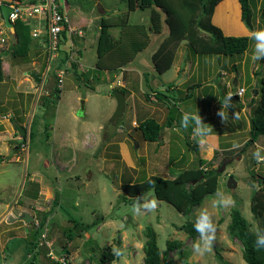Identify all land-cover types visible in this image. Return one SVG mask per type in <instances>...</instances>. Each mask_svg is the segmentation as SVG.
<instances>
[{
  "label": "rangeland",
  "instance_id": "374dc122",
  "mask_svg": "<svg viewBox=\"0 0 264 264\" xmlns=\"http://www.w3.org/2000/svg\"><path fill=\"white\" fill-rule=\"evenodd\" d=\"M237 1L225 0L213 14L225 36L246 33ZM60 3L75 32L67 33L63 50H70L73 59L57 97L51 94L61 54L52 64L46 87L39 91L37 77L46 70L44 49L32 50L28 57H14L12 52L2 57L0 264H100L104 254L107 264H143L147 227L155 230L167 264H223L219 257L230 264H247L241 243L229 237L227 226L234 208L241 210L253 231L262 226L251 212L252 194L259 189L252 177L264 179V163H257L253 156L257 148L264 149V136L249 142L250 119L259 102V77L264 73V60L251 59L254 40L244 54L234 56L196 55L184 41L171 69L158 75L152 56L169 35L166 15L160 9L131 11L125 0ZM250 3L256 30L264 29V0ZM102 16L121 17L131 26L144 28V48L120 74L99 71V82L91 77L79 82L70 63L77 62L82 74L93 70ZM248 32L246 36L251 37ZM111 34L117 39L121 29H111ZM197 84L202 87H193ZM119 88L126 91V108L121 118L112 121L117 108L113 92ZM237 88H245L246 93L241 99L233 96L224 124L216 113L226 95H234ZM166 94L177 101L171 110L158 102ZM47 95L51 98L44 105ZM169 111L173 127L164 129L159 143L145 141L138 123L155 118L165 125ZM186 111H199L203 122L213 128L205 145L197 143L191 127L180 126ZM20 126L26 130L25 141ZM15 136L19 139L12 141ZM233 142L239 147L233 148ZM195 146L197 152L192 150ZM200 160L212 161L211 166L219 168L221 175L217 192L189 216L157 200L153 190L146 194L157 201L154 211L136 214L123 202V184L155 175L172 179L182 170L198 167ZM230 178L236 181L235 187H228ZM221 195L230 196L234 206L213 208V200ZM204 207L213 213L217 234L211 252L200 255L193 248L198 236L193 237L184 227L194 225ZM24 213L33 218L32 225L19 219ZM45 215L46 224L41 226ZM75 223L80 237L68 240ZM168 242L180 246L165 255Z\"/></svg>",
  "mask_w": 264,
  "mask_h": 264
},
{
  "label": "trees",
  "instance_id": "16d2710c",
  "mask_svg": "<svg viewBox=\"0 0 264 264\" xmlns=\"http://www.w3.org/2000/svg\"><path fill=\"white\" fill-rule=\"evenodd\" d=\"M222 1L225 0H125L131 11L155 8L160 9L166 15L165 22L169 28V35L152 56L153 67L158 75H162L171 69L177 50L184 41L196 55L234 56L242 55L249 49L252 41L250 37L237 35L225 36L223 31L213 24L212 17L214 10ZM238 2L241 6V21L252 33V31L256 30V26L250 0H238ZM262 17L264 19V11ZM154 21V17H152V25L155 24ZM99 23L100 34L97 44V61L93 70L86 71L82 74L78 72L77 62L72 61L70 63L72 70L75 72L76 79L79 82L83 78L88 79L89 77L99 82L101 79L98 74L99 71H108L116 75L120 74L122 72L121 70L132 62L133 56L141 52L144 48L143 43H145L144 39L147 35L144 28L135 25L131 26L127 19L121 17L102 16ZM151 27L150 30H154L153 26ZM14 28L16 38L10 52H12L14 57H28L33 41L36 40L31 35L32 26L23 21H16ZM111 29H121V34L117 39L112 38ZM203 32L208 37L203 36ZM67 33L70 32L66 27L60 35L59 54L62 55V58L55 65V71L62 69L71 61L70 50H63L68 40ZM38 43L44 48V44L40 43V41ZM2 57L0 55V83L4 81ZM66 71L68 72L69 69L67 68ZM39 77H37L38 82L40 81ZM258 85L259 102L254 111V116L250 119L252 140L249 142L254 141L259 136H264V73L260 75ZM173 87L174 85L169 84V88L172 89ZM193 87L199 88L202 86L197 84ZM52 88L53 92L51 95H56L57 97L60 94L59 88L56 86H52ZM117 90L126 94L124 88L114 89V92ZM146 97L149 100L150 95L148 94ZM234 97L235 99H240L238 96ZM49 98L51 96L47 95L44 97V105ZM158 102H164L170 110L174 103H177L176 98H171L167 94L158 100ZM171 115L173 113L169 111V119L165 125L159 123L155 118L142 120L138 123L137 130L142 133L145 141L159 143L164 129L173 127L174 117ZM18 129H20L23 141H25V128L20 126ZM15 139H19L18 136H15L12 141ZM248 143H246V147ZM215 156L216 154L213 158ZM0 160H2L1 155ZM211 162L206 163L205 160H200L198 167L182 170L176 176L174 175L172 179L155 175L145 178L138 183L123 184L121 186V190L124 193L122 200L125 204L132 205L137 197L146 194L149 190H153L157 200L165 201L183 216H189L194 208L200 206L207 197L217 192L221 171L219 168L211 166ZM205 165L211 167L208 168ZM149 178L155 181L154 189L148 183ZM252 178L254 183L259 186V189L252 194L251 212L255 219L262 222V226L259 229L264 230V179L255 178V176ZM230 217L231 220L227 226V232L231 239L238 240L241 243L244 261L247 264H264V249L257 250L254 246L256 240L255 231L250 228L241 210L239 208L232 209ZM46 220L47 216L45 215L41 226H45ZM33 226L35 225L33 224ZM78 228L79 224L75 223L72 228L73 230H70L67 234L68 240L80 237V234L77 233ZM184 228L193 237L199 235L192 224H186ZM82 231L85 233L88 230ZM146 238L143 264H167L166 258H162L161 256L162 252L158 246L157 234L152 227H147ZM175 246L180 245L178 243L168 242V250L165 252V255L174 249ZM219 258L223 264H230L222 257ZM105 260L106 255L104 254L99 260L100 264H107ZM66 264L70 263L67 262Z\"/></svg>",
  "mask_w": 264,
  "mask_h": 264
},
{
  "label": "clouds",
  "instance_id": "9594fccd",
  "mask_svg": "<svg viewBox=\"0 0 264 264\" xmlns=\"http://www.w3.org/2000/svg\"><path fill=\"white\" fill-rule=\"evenodd\" d=\"M250 38L255 42L251 59L253 61L264 60V29L252 31ZM232 98V93H228L221 101V108L216 113L224 124H227L229 119L228 110L232 108ZM233 117L238 119V113L234 112ZM180 126L185 130L191 127L192 135L197 139V143L200 146L206 144L207 138L213 132V128L209 124L203 122V118L199 114V111L184 112L180 121ZM232 146L233 148L239 147L236 142H233ZM262 151H264V149L257 148L253 153L254 159L257 163H264V155L261 154ZM148 183L151 188L154 189L155 181L149 178ZM234 204L235 201L230 196L224 197L221 195L218 199L213 200L212 207L227 208L229 206H234ZM156 207L157 201L154 198L150 199L148 194H142L137 197L131 205L132 211L136 214L154 211ZM194 229L199 234L197 241L193 245L194 251L200 255L211 252L213 243L216 240L217 226L213 219V213L208 208L204 207L199 210L195 219ZM255 236L256 240L254 246L257 250L264 249V230L257 228ZM117 254L119 253L117 252Z\"/></svg>",
  "mask_w": 264,
  "mask_h": 264
},
{
  "label": "built area",
  "instance_id": "2783aa9c",
  "mask_svg": "<svg viewBox=\"0 0 264 264\" xmlns=\"http://www.w3.org/2000/svg\"><path fill=\"white\" fill-rule=\"evenodd\" d=\"M5 4L11 8L10 20L13 24L16 21H23L32 26L31 35L44 44L46 70L38 82V90H42L47 85V75L53 69L52 64L58 59L60 35L67 27L69 32H74L69 26L67 15L65 14L60 0H40L35 2L22 3L11 0L9 3L0 1V8ZM8 32L10 35H8ZM15 41L10 30L5 26L0 12V55L10 52ZM69 69V62L56 72V87L61 88L64 78ZM246 93L245 88H237L233 96L242 98Z\"/></svg>",
  "mask_w": 264,
  "mask_h": 264
},
{
  "label": "water",
  "instance_id": "95a60500",
  "mask_svg": "<svg viewBox=\"0 0 264 264\" xmlns=\"http://www.w3.org/2000/svg\"><path fill=\"white\" fill-rule=\"evenodd\" d=\"M11 11H12L11 8L5 4H3L0 8L1 18L4 20L5 26L10 30V32L12 33L14 38H16L14 24L11 22L10 17H9ZM114 97L117 100V108H116V111L112 117V121H115L116 119L121 118L124 115L125 108H126V96L123 92H120L118 90L115 91ZM84 110H85V107L83 104L80 112L82 113V112H84ZM197 149H198V146H195L192 148V150L194 152H197ZM235 185H236V181L233 178H230V180L228 182V187L232 188V187H235ZM19 219L23 220L26 223H29L30 225H32L33 218L30 217L26 213L22 214V216Z\"/></svg>",
  "mask_w": 264,
  "mask_h": 264
},
{
  "label": "crops",
  "instance_id": "0c3cea01",
  "mask_svg": "<svg viewBox=\"0 0 264 264\" xmlns=\"http://www.w3.org/2000/svg\"><path fill=\"white\" fill-rule=\"evenodd\" d=\"M222 2H224V1H222ZM221 2V3H222ZM220 3V4H221ZM219 4V5H220ZM238 4H239V2H238ZM219 5L216 7V10H215V12H214V16H215V14H216V12H217V9H218V7H219ZM239 10H240V12H239V19H240V21H241V6H240V4H239ZM214 16H213V18H212V22H213V24L214 25H216V26H218L215 22H214ZM241 23H242V21H241ZM242 25L244 26V24L242 23ZM218 27H220V26H218ZM221 28V27H220ZM73 29V28H72ZM244 29L246 30V33L245 34H243L244 36H246L247 34H249V32H248V30L245 28V26H244ZM74 30V32H75V29H73ZM39 41L36 39V40H34L33 41V44H32V46H31V50H30V52L32 51V50H38V49H44L43 47H41L40 46V44L38 43ZM71 58L73 59V57L71 56ZM4 66V65H3Z\"/></svg>",
  "mask_w": 264,
  "mask_h": 264
}]
</instances>
